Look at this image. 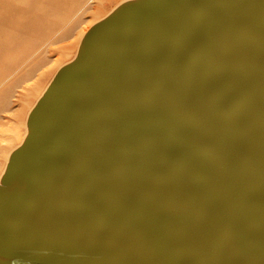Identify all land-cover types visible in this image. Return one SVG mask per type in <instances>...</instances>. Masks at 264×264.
Listing matches in <instances>:
<instances>
[{
    "label": "water",
    "instance_id": "water-1",
    "mask_svg": "<svg viewBox=\"0 0 264 264\" xmlns=\"http://www.w3.org/2000/svg\"><path fill=\"white\" fill-rule=\"evenodd\" d=\"M0 264H264V0H126L28 114Z\"/></svg>",
    "mask_w": 264,
    "mask_h": 264
},
{
    "label": "rangeland",
    "instance_id": "rangeland-1",
    "mask_svg": "<svg viewBox=\"0 0 264 264\" xmlns=\"http://www.w3.org/2000/svg\"><path fill=\"white\" fill-rule=\"evenodd\" d=\"M24 1L14 4L11 22L17 30L12 34L28 41H18L16 50L0 52V177L8 155L26 135L29 111L57 70L75 57L86 30L126 0H72L68 7L63 0H42L39 13ZM49 4L56 11L50 12ZM19 79L24 81L15 84Z\"/></svg>",
    "mask_w": 264,
    "mask_h": 264
},
{
    "label": "bare ground",
    "instance_id": "bare-ground-1",
    "mask_svg": "<svg viewBox=\"0 0 264 264\" xmlns=\"http://www.w3.org/2000/svg\"><path fill=\"white\" fill-rule=\"evenodd\" d=\"M18 0H0V52H6L8 49H11V51L13 50H16V47L17 45L19 44L18 41H28L27 39H22V38H16L13 34V33H16V28L15 27H12V22H11V19H12V16H14V12L13 10L16 8L14 4H17ZM52 1V0H51ZM65 5L64 7H68L71 3L72 0H63ZM25 3H27L28 5H30V7L33 9L34 8V11H37L39 13L40 9L43 7L44 5V2L42 0H25L24 1ZM53 4H49V8L48 10L50 12H54L56 11L53 7H52ZM38 8V9H37ZM64 11H68L67 8H63ZM60 12V11H58ZM62 12V11H61ZM58 20H63V16L62 18L61 17H58ZM57 20V22H58ZM31 24V22H29ZM27 25V24H25ZM92 26V25H91ZM90 28V27H89ZM88 28V29H89ZM23 29H26L23 28ZM20 31V32H19ZM18 33L21 34L22 31L21 29H19ZM69 31V30H68ZM88 30H86L87 32ZM86 32L83 34V36L86 34ZM62 34V33H61ZM60 34V35H61ZM59 35V34H58ZM57 35V36H58ZM65 36H66V31H65ZM82 36V37H83ZM22 37V36H20ZM60 37V36H59ZM62 37V36H61ZM60 37V38H61ZM81 37V39H82ZM22 39V40H21ZM80 39V41H81ZM80 43V42H79ZM9 45H12L11 47H8ZM78 51V50H77ZM76 56V55H75ZM74 59V58H73ZM72 59V60H73ZM71 60V61H72ZM67 64V63H66ZM62 67V66H61ZM60 67V68H61ZM59 68V69H60ZM58 69V70H59ZM57 70V71H58ZM56 74V73H55ZM28 76H30L31 74H27ZM24 79L22 80H18L15 84H20L21 82H23ZM41 97V96H40ZM39 97V98H40ZM37 102V101H36ZM35 105V104H34ZM33 108V107H32ZM31 108V109H32ZM31 111V110H30ZM29 111V112H30ZM29 114V113H28ZM28 117V116H27ZM27 133V132H26ZM10 155V154H9ZM9 155H8V158H9Z\"/></svg>",
    "mask_w": 264,
    "mask_h": 264
}]
</instances>
